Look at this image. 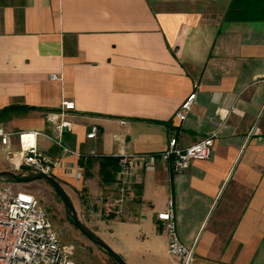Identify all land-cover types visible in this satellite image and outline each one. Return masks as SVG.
Here are the masks:
<instances>
[{
  "label": "crops",
  "instance_id": "0c3cea01",
  "mask_svg": "<svg viewBox=\"0 0 264 264\" xmlns=\"http://www.w3.org/2000/svg\"><path fill=\"white\" fill-rule=\"evenodd\" d=\"M64 99L76 104L69 148L156 156L138 167L122 214L102 219L116 181L103 183L96 158L78 177L76 155L38 139L78 216L113 222L129 264L132 254L177 264L157 219L170 199L193 264H264V0H0V110L35 107L0 122L48 131L45 112ZM92 125L97 139L87 137ZM216 130L211 157L185 171L159 156L173 137L186 147Z\"/></svg>",
  "mask_w": 264,
  "mask_h": 264
},
{
  "label": "built area",
  "instance_id": "2783aa9c",
  "mask_svg": "<svg viewBox=\"0 0 264 264\" xmlns=\"http://www.w3.org/2000/svg\"><path fill=\"white\" fill-rule=\"evenodd\" d=\"M53 79H61L52 75ZM196 98L191 93L177 110L176 115L184 119ZM76 110L72 100L64 99L57 110L45 112L48 131L44 130H10L0 122V145L5 149L6 161L17 169L25 168L31 173L53 174L58 161L39 147L40 136L47 137L60 147L64 154H81L69 148L64 140L65 134L73 130L74 123L68 118ZM127 121L121 120L125 125ZM219 130L186 146L179 145L173 137L168 147L159 156L171 160L175 172L187 170L194 160L209 159L213 153L214 140ZM99 127L92 125L87 134L89 139H97ZM18 140V148H13L12 140ZM89 155V154H86ZM156 161L153 154H125L120 156L116 187L118 196L109 203V211L115 215L122 214V207L133 192L132 180L138 167L150 165ZM84 167L78 165V177ZM113 206V209L111 208ZM157 219L164 223L168 236V252L177 264H193L196 258L195 245L185 244L179 236L174 202L170 199L164 210L157 213ZM0 264H79L72 256L70 245L62 242L60 234L54 227L47 210L31 192L18 188L13 182L0 179Z\"/></svg>",
  "mask_w": 264,
  "mask_h": 264
},
{
  "label": "rangeland",
  "instance_id": "374dc122",
  "mask_svg": "<svg viewBox=\"0 0 264 264\" xmlns=\"http://www.w3.org/2000/svg\"><path fill=\"white\" fill-rule=\"evenodd\" d=\"M6 153L5 149L0 148V168L4 166L3 161L5 162L6 160ZM15 172L23 173L24 170L21 168ZM16 185L18 188L33 193L38 198L40 204L49 213L54 227L60 234L62 242L66 245H70L72 256L79 264H117L102 247L93 243L69 220L70 216L62 199L48 183L43 180H36ZM117 196V194H111L106 201L109 203L114 202ZM108 208V205L102 206V219L115 217V214L110 212ZM111 208L113 209V206H111ZM79 218L92 230V232L102 238L114 251H116L113 222L97 221L95 223H86L82 219V215H79ZM121 256L126 263L129 264L126 257L123 255ZM129 260L130 264H153L149 262V258L145 255L132 254Z\"/></svg>",
  "mask_w": 264,
  "mask_h": 264
},
{
  "label": "water",
  "instance_id": "95a60500",
  "mask_svg": "<svg viewBox=\"0 0 264 264\" xmlns=\"http://www.w3.org/2000/svg\"><path fill=\"white\" fill-rule=\"evenodd\" d=\"M2 178L15 184H25L36 180H43L48 183L62 199L73 224L93 243L102 247L117 264H127L119 253L114 251L102 238L92 232V230L79 218L77 210L64 187L53 176L43 173H16L12 170H2L0 171V179Z\"/></svg>",
  "mask_w": 264,
  "mask_h": 264
},
{
  "label": "trees",
  "instance_id": "16d2710c",
  "mask_svg": "<svg viewBox=\"0 0 264 264\" xmlns=\"http://www.w3.org/2000/svg\"><path fill=\"white\" fill-rule=\"evenodd\" d=\"M20 109L30 110V109H35V107L19 106V105H11V106L5 107L4 109L0 110V119ZM94 158H96L100 164V173L102 176L103 183H106V184L114 183L116 181V175L119 170L120 157L104 156V155H100V156L82 155L79 159V164L83 166L84 168L88 167ZM23 170L26 171L25 173H31V171H28L25 168H23ZM69 220L72 222V219L70 217H69Z\"/></svg>",
  "mask_w": 264,
  "mask_h": 264
}]
</instances>
